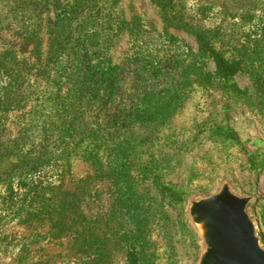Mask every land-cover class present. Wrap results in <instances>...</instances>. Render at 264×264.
I'll use <instances>...</instances> for the list:
<instances>
[{"label":"rangeland","instance_id":"1","mask_svg":"<svg viewBox=\"0 0 264 264\" xmlns=\"http://www.w3.org/2000/svg\"><path fill=\"white\" fill-rule=\"evenodd\" d=\"M224 182L264 245V0H0V264H196Z\"/></svg>","mask_w":264,"mask_h":264},{"label":"water","instance_id":"2","mask_svg":"<svg viewBox=\"0 0 264 264\" xmlns=\"http://www.w3.org/2000/svg\"><path fill=\"white\" fill-rule=\"evenodd\" d=\"M245 198L224 182L215 195L189 202L188 216L203 240L196 264H264L260 224Z\"/></svg>","mask_w":264,"mask_h":264},{"label":"trees","instance_id":"3","mask_svg":"<svg viewBox=\"0 0 264 264\" xmlns=\"http://www.w3.org/2000/svg\"><path fill=\"white\" fill-rule=\"evenodd\" d=\"M203 49H204L203 52L206 53V55L213 62L214 67H215V71L213 72V74L210 72L201 74V75H204L205 79L206 78L211 79L212 77H216L219 79H223L225 81H231L235 78V76L237 74H239L242 71V65L239 61H231V60L227 59L220 50L213 48L207 42H205L203 44ZM79 70H80V67H79ZM56 193H57V190L53 196H56L57 195ZM67 201H68V203H67L66 207H71L73 199L67 198L66 202ZM56 204H59V202ZM66 207H62V209H61L62 210L61 215H63V218H64V216L67 217L69 214L68 211H66L67 210ZM74 209H75V207H74ZM73 215H75V214H73ZM62 223H65L64 219H63ZM127 262H128V264H140V260H139V256H138L137 252L132 250L130 253H128Z\"/></svg>","mask_w":264,"mask_h":264}]
</instances>
